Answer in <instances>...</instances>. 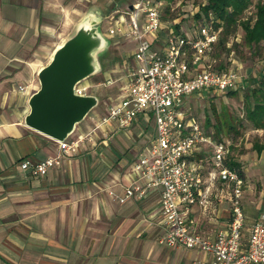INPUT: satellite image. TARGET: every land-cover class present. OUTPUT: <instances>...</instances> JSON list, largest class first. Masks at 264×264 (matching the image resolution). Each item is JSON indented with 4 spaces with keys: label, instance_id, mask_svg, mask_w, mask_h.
<instances>
[{
    "label": "crops",
    "instance_id": "1",
    "mask_svg": "<svg viewBox=\"0 0 264 264\" xmlns=\"http://www.w3.org/2000/svg\"><path fill=\"white\" fill-rule=\"evenodd\" d=\"M99 1L113 10L112 15L122 11L117 0H0V264H193L196 259L209 260V253L159 243L164 232L160 186L147 187L144 197L124 203L109 193V189L125 193L136 177L135 160L156 132L155 119L148 112L125 129L116 121L95 128V120L119 99L128 66L137 64L132 40L133 49L124 61L127 68L111 70L120 71V79L106 77L114 80L109 86H115L111 88L115 93L68 137L90 134L88 139L64 153L59 140L25 122L29 98L39 88L36 72L44 66L34 56L52 45L51 36L66 39L88 12L102 13L104 5ZM178 25L177 31H194ZM168 32L163 28L158 39H152L155 45L161 46ZM207 65H213L210 55L193 72ZM246 78L242 68V88L247 86ZM23 84L26 90L20 89ZM60 153L59 164L46 175L32 174L20 165L26 157L41 160ZM202 158L210 167L211 155ZM261 196L255 203L242 199L244 242L247 227L264 211ZM231 216L232 191L222 181L212 186L208 203L199 200L190 208L192 226L205 237L225 229Z\"/></svg>",
    "mask_w": 264,
    "mask_h": 264
},
{
    "label": "built area",
    "instance_id": "2",
    "mask_svg": "<svg viewBox=\"0 0 264 264\" xmlns=\"http://www.w3.org/2000/svg\"><path fill=\"white\" fill-rule=\"evenodd\" d=\"M169 0H135L127 10L111 15L108 36H126L135 43L133 58L137 64L125 75L118 100L95 120V128L116 121L121 129L131 127L145 112L153 115L156 132L150 146L139 154L133 164L135 179L124 194L113 189L109 193L121 203L132 197H144L147 187L160 186L161 215L164 232L158 241L167 247H185L211 254V259H196L193 264H261L264 263V211L251 223L244 242L246 216L242 206L244 177L237 167L228 163L230 143L218 140L205 125L189 116L184 99L193 93H223L241 87L242 66L231 57L232 67L211 65L196 70L214 51L220 29L211 24H196L192 34L169 29L160 46L152 40L165 28L163 9ZM199 10V9H198ZM194 14V13H193ZM127 15V17H126ZM114 83L106 79L77 83L75 93L87 95L94 88ZM26 90L27 85H20ZM80 139L59 140L62 152L78 145ZM211 155L206 167L202 156ZM61 153L45 159L24 158L21 167L35 175H46L59 164ZM218 181L232 191V216L225 229L214 237H205L192 226L190 208L199 200L209 202V195Z\"/></svg>",
    "mask_w": 264,
    "mask_h": 264
},
{
    "label": "rangeland",
    "instance_id": "3",
    "mask_svg": "<svg viewBox=\"0 0 264 264\" xmlns=\"http://www.w3.org/2000/svg\"><path fill=\"white\" fill-rule=\"evenodd\" d=\"M134 0H117L121 5L122 11L127 10L129 3ZM170 4L163 9V19L165 28L176 29L177 24L184 27L186 30L195 29L194 14L200 9V6L207 0H169ZM258 0H253V3L246 10L245 16L251 17L255 14V3ZM100 3L102 9V22L101 27L106 32L111 25L113 10L107 9V4ZM118 7V6H117ZM194 13V14H193ZM109 16H105L108 15ZM117 16V15H115ZM127 17V15H126ZM77 24L74 25V28ZM244 30L239 27L232 35L231 41L227 44V49H218L217 53L211 54L212 67L220 68L232 67L231 57H234L243 68V73H247L246 87H239L232 93L223 92L216 93L212 91H202L193 93L186 97L183 106L189 116H193L200 120L215 136L214 124L219 123L221 127L222 138L228 140L230 143L229 156L241 164V169L244 174L245 192L242 197L247 198L253 203L263 195L264 198V150L258 151V145H264V127L256 128L253 123L248 119L246 114L247 101L250 107H253L256 98L251 94L253 87L257 86L259 79L264 75V46H251L244 39ZM52 45L41 51L38 56H34V60L43 61L42 64H47L52 56L53 50L58 42L62 41L60 38L55 39L51 36ZM110 45L105 50L103 57H100L102 63L103 77L101 80H106L107 76L111 78L120 79V71H111L118 68L126 69L124 63L125 58H128L133 49L131 39L126 36H109ZM38 67V66H37ZM131 66H128V69ZM127 71V70H126ZM257 74V75H256ZM256 75V77L254 76ZM36 81L40 86L38 71L36 72ZM87 81L96 83L94 77L90 76ZM26 85V84H23ZM115 85V84H114ZM38 86V87H39ZM115 86H98L94 88V92L99 95L100 102L97 108L102 109L108 100V97L115 91L111 89ZM248 96V97H247ZM94 108V109H95ZM92 112V111H91ZM91 112L88 116H90ZM87 116V117H88ZM86 117V118H87ZM210 118L211 124L206 125L207 119ZM84 121V120H83ZM82 121V122H83ZM81 123V122H80ZM152 129V126H150ZM262 197V196H261ZM241 199V202H242Z\"/></svg>",
    "mask_w": 264,
    "mask_h": 264
},
{
    "label": "water",
    "instance_id": "4",
    "mask_svg": "<svg viewBox=\"0 0 264 264\" xmlns=\"http://www.w3.org/2000/svg\"><path fill=\"white\" fill-rule=\"evenodd\" d=\"M102 18L100 11L85 14L55 47L50 61L38 70L40 86L29 98L28 126L65 140L98 106V94H76L75 86L102 70L100 57L110 45L101 27Z\"/></svg>",
    "mask_w": 264,
    "mask_h": 264
},
{
    "label": "trees",
    "instance_id": "5",
    "mask_svg": "<svg viewBox=\"0 0 264 264\" xmlns=\"http://www.w3.org/2000/svg\"><path fill=\"white\" fill-rule=\"evenodd\" d=\"M253 0H207L200 6V9L194 14L196 24H211L215 28L220 29V37L215 44L212 54L217 53L218 49H227V44L231 41L232 35H235L237 29L242 27L244 30V39L251 46H264V0H258L255 3L256 11L251 17H246L245 13ZM177 29L179 25L177 24ZM104 53L101 55L103 57ZM220 68H224L221 66ZM92 77L96 83L103 81V71H100ZM259 84L253 87L251 94L256 98L253 107H250L248 101L246 106V114L248 119L253 123L254 127H264V75L259 79ZM234 90L228 91L232 93ZM247 96V97H248ZM211 124L210 118L207 119L206 125ZM215 138L223 140L221 127L219 123L214 124ZM258 151L264 150V145H258ZM228 163L237 167L244 177L241 164L228 157Z\"/></svg>",
    "mask_w": 264,
    "mask_h": 264
}]
</instances>
